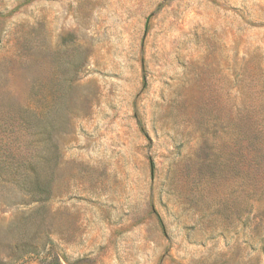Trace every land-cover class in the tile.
Here are the masks:
<instances>
[{"label": "rangeland", "instance_id": "rangeland-1", "mask_svg": "<svg viewBox=\"0 0 264 264\" xmlns=\"http://www.w3.org/2000/svg\"><path fill=\"white\" fill-rule=\"evenodd\" d=\"M7 110L0 264H264V0H0Z\"/></svg>", "mask_w": 264, "mask_h": 264}, {"label": "trees", "instance_id": "trees-1", "mask_svg": "<svg viewBox=\"0 0 264 264\" xmlns=\"http://www.w3.org/2000/svg\"><path fill=\"white\" fill-rule=\"evenodd\" d=\"M43 117L36 114L25 115L20 112H13L7 110L0 112V172L8 171L15 181H18L23 185L29 184L38 185V178H31V172L24 170H12V166L9 164L17 155L21 156L23 162L27 165H35L34 161L37 160L39 154H22L19 150L15 149L11 145L21 146V148L29 146H39L45 142L44 131L42 129ZM32 129V130H31ZM18 130V131H16ZM19 132V135L13 136L14 133ZM25 132H30L32 135L37 136L35 139H30L25 136ZM33 174V173H32ZM5 176L0 173V180L3 181ZM4 184V183H2ZM22 199L16 197H8L4 204H14Z\"/></svg>", "mask_w": 264, "mask_h": 264}]
</instances>
